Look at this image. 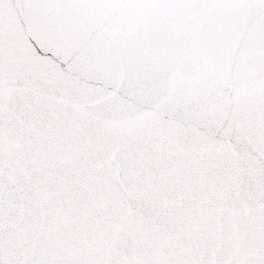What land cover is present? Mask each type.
I'll return each instance as SVG.
<instances>
[{
  "label": "snow or ice",
  "instance_id": "1",
  "mask_svg": "<svg viewBox=\"0 0 264 264\" xmlns=\"http://www.w3.org/2000/svg\"><path fill=\"white\" fill-rule=\"evenodd\" d=\"M0 264H264V0H0Z\"/></svg>",
  "mask_w": 264,
  "mask_h": 264
}]
</instances>
